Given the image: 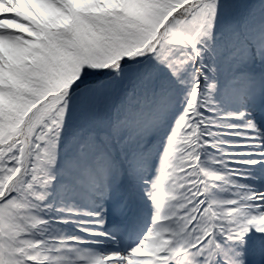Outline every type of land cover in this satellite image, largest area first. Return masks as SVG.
Here are the masks:
<instances>
[{"label":"snow or ice","instance_id":"6c2138e0","mask_svg":"<svg viewBox=\"0 0 264 264\" xmlns=\"http://www.w3.org/2000/svg\"><path fill=\"white\" fill-rule=\"evenodd\" d=\"M0 264H264V0H0Z\"/></svg>","mask_w":264,"mask_h":264}]
</instances>
